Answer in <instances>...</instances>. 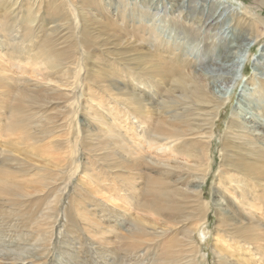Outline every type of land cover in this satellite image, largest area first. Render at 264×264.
Instances as JSON below:
<instances>
[{"label":"bare ground","instance_id":"obj_1","mask_svg":"<svg viewBox=\"0 0 264 264\" xmlns=\"http://www.w3.org/2000/svg\"><path fill=\"white\" fill-rule=\"evenodd\" d=\"M79 2H81L80 6H77L74 0H0L1 25L12 22L15 25L20 9L28 15L25 20L24 38L18 43L20 48H13L16 51L7 54V56L11 59L18 58L26 61L28 64L39 65L44 70L59 69L61 67L60 63L65 60L62 57L64 53L55 49L50 43L51 40L47 39L50 33L47 34L45 40L39 43H35L33 38L36 36V30L40 29L38 20L41 19L43 12L46 10L58 12L61 6L68 5L70 9L66 7V10H68V15L73 16V19L71 18L69 21L71 24L73 20L75 22V29L78 31L76 32L77 39L82 37L87 40L93 25V29L97 27V29H102L99 35L103 34L110 38L108 32H111L113 34V42L111 43L120 48L114 49V52L121 50L124 53L120 60H123L124 63L127 62V66H130L134 72L139 71V68H134V65L137 64L134 63L135 60H139L142 63V65L139 64L143 69L142 75L147 74V77L151 79L146 81L141 80L139 76H134V78L132 77L134 81H125L123 80L124 76H119L115 84H110L102 78L101 84L99 81L100 87L98 86L100 91L97 90L100 97L89 96L92 102L88 104L87 109L89 113H92V116L89 117L92 124L75 125L72 133L75 134V138L73 141H68L69 145L66 152L68 151L69 156L64 158V162L63 159L62 161L57 160L59 155L56 158L54 156V150L61 151V148L57 145L60 141L51 140L53 149L43 151L47 157L41 154L40 149H37L40 146L37 144V135L31 130V127L43 122H36L38 120L35 121L34 113H28L23 105L20 106L22 103L30 104L34 101L47 104L53 97L50 94L43 96V94L38 95L37 92L15 89L16 100H18L16 105L18 107L15 109L14 115L9 117L8 128L12 130L13 135L20 131V128H23V137L18 138L17 143L19 145L29 144L31 151H25L22 145L16 148L15 139L12 141L11 146L15 148L16 152L23 155V158L18 159V163H21L19 169L24 170V172L25 170H31L32 174L29 178H26L28 182L26 186L28 187L24 188L17 181L10 179L13 172L12 168L3 163L1 166L4 170L0 175V198H3L2 196L11 197L6 199V203L12 205V211L16 205L25 208L23 202L27 197L46 191L51 185L58 183L57 172L59 173V179L63 174H69L71 177L69 180L65 179L64 187H60L57 193L55 189H52L54 190L52 191L54 192V198L48 200V206H46L44 212H41L39 216H31L33 218L26 219L29 221L26 226H31L36 222L32 227L34 229L33 233L19 232L17 233L18 237L29 239V237L37 235L45 242V248L48 247L49 242L52 240L51 237H53L54 225L58 221L54 219L57 207L65 197H68L69 184L75 179L74 176L82 174L83 177L89 178V184L87 183L89 186L82 179L78 180L79 185L85 189H82L80 195L83 202L75 206L77 208L76 216L84 224L86 223L90 230L88 232L95 234V238L99 239L100 242H112L106 236L107 233L116 236L118 242L124 241L127 247L122 248L132 254L128 262L124 261L125 264H145L146 260L144 258H151L152 255L154 260L151 264H206L199 261L202 255L201 250L198 248L179 250L177 251L179 253L174 255L173 252H162L155 247L157 241L172 233L179 235L182 231L186 235L178 238L180 247L190 246L194 239H198L197 234L199 237L201 235L208 237L211 221L208 215L212 211L218 218L216 228L218 236L223 240L235 243L234 249H230V245L221 246L219 245L220 240H217L214 249L217 254L216 263L264 264V114H261L260 111L254 112L253 106L255 103H258L259 107L264 104V83L260 85L262 94L259 97L254 95L260 88L259 84L255 83L250 89L245 88V85L241 87L239 92L241 102H239L237 108L231 111L232 114H230L231 116H229L224 128L222 159L217 172V183L213 188V197L207 199L204 194L205 185L208 183L207 180L213 168L214 159L211 146L213 138L216 136L217 121L221 116V109L233 97L230 89L222 90V96H217L214 91L209 89L204 78L216 69L224 72L223 74L226 76L228 75L226 78L229 83L235 81L237 73L244 74L246 63H244L245 60L240 59L241 57L248 59L251 56V48L248 50V54L246 53L247 49L236 52L234 55L232 53L227 55V51V53H224L225 55L223 54L224 56L222 53L225 48L231 49V46L234 45L232 42H236L238 37L246 38V40L255 39L253 31L261 32L260 25L261 23L264 24V15L260 11L252 10L247 6L243 7L245 10L242 9L241 5L234 7L227 0H140V2L132 0V9L140 12V17L150 16L146 21L140 22L139 20L136 21L133 13L128 9L129 5L126 8L127 10L124 11L125 13L129 12V14L131 12L128 19L125 13L117 17L108 14L101 6L102 0H79ZM261 2L264 5V0H261ZM185 6H189V8L184 9ZM197 7L208 15L205 23L202 22L203 24L200 25L201 32L198 31L196 25L194 26V23H190L193 20L190 18V14L192 11L197 12ZM92 9L101 10L102 17L99 19L98 15L96 19L93 18L94 20L90 18L89 12ZM161 9L167 13L166 19L170 11L171 21L169 22V19L168 21L165 20L166 24L163 23V29L159 27L160 30H156L155 27H158L156 23L162 18L160 16ZM183 9L187 13H184ZM225 13H227L226 17H224ZM148 14L149 16H146ZM54 20L56 21V19ZM186 24H189L190 29L185 27ZM225 25L240 27L241 31L231 35L227 34ZM4 26L7 27V25ZM171 26L173 28L179 26L181 33L188 38L189 44L195 46L194 49H191V53L188 52L189 55L182 48L183 46L179 45V42L173 44L166 37L169 30L173 31ZM203 28H208L211 31L212 39L217 40L215 43L219 44L218 51L215 52L214 41L213 47H209V45V48L205 49L204 47L200 48L201 45L199 46L198 43L194 45V42L200 37L194 33V30L202 36L201 33H207ZM48 30H51V28ZM258 33L255 34L256 37L260 35ZM0 36H2L1 30ZM101 42L106 43L105 40H100ZM195 51L199 53L196 56L194 55ZM85 52L88 53V51ZM87 53H85V57H87ZM105 54L102 52L103 56ZM97 57L99 56L97 55ZM257 60L264 71V52L257 56ZM203 64L210 65L208 66L210 70L203 69L201 71ZM59 72L61 78L67 74L61 70ZM86 73L87 70L84 66L78 65L74 69L75 76L66 77L65 84L61 80L50 78L51 73L44 75L46 81L55 84V86H49L51 88H48L54 92H58V89L65 85L72 88L69 89V93L74 95V101L69 103L70 109L69 107L68 109L74 115L77 112L86 110V105L83 106L79 100L83 91L79 97L77 96L79 89H76V93L73 91L77 83L87 86ZM88 74L90 73L88 72ZM134 74L128 73L129 76ZM159 76L169 79L170 84H167L166 80H159ZM72 78L74 81L71 80ZM12 79L13 77L9 75L7 70L0 65V80H3L9 89L15 88L13 87L14 84L18 87L22 85V82H16V84L12 81L10 83ZM90 81L96 82L94 79ZM238 84L237 82L234 87H237ZM93 88L90 86L88 89L92 91ZM178 89L180 93L177 95ZM59 95L63 96L64 93L60 90ZM23 97L27 100L24 101ZM97 99H100V101L94 103L93 101ZM111 112L115 114L114 118H112ZM16 113L19 115L18 118ZM128 129H131L133 135ZM51 133L53 134V131ZM137 138L142 139L143 148H147L148 152L150 151L148 154L145 149L139 146ZM44 142L46 143V141ZM6 145L8 143L4 145V148L7 147ZM153 148L163 150V153H154ZM5 150L8 152L7 148ZM86 151L93 153L92 162L83 161V157L87 155ZM9 155L7 160H9ZM10 165L12 166V164ZM51 165L55 167V175ZM104 168L115 170L114 175L117 177L122 175L123 184L126 185L122 191L127 193L126 197L131 206L138 209L136 214L126 208L125 205H120L119 208L121 207L122 210L119 213L107 214L104 213L105 210H102L103 214L99 218L97 216L98 212L92 209L99 207L94 195L99 193L102 188H107L108 185L106 184L116 180V178L114 180L108 179L112 176L109 171L101 176V172L105 170ZM123 174H127V176ZM22 175L24 176L23 173ZM25 176H27L26 173ZM33 182L39 184L31 186L30 184ZM92 183L96 186H93ZM149 183L153 185L151 188ZM159 185H164V188ZM9 186L11 191L8 188ZM160 197H163V200L167 202L166 206L160 205ZM84 204L85 206H83ZM4 207L0 208V212L7 211ZM141 211H149L150 216L154 219L143 216ZM5 213L17 214V212L9 211ZM105 219L109 222H106ZM192 219L193 222H191ZM157 220H160L161 224H158ZM186 230H188V233H186ZM47 234L51 235L45 237ZM114 242L113 240L112 243ZM10 246L14 247V240L10 241ZM151 251L154 253H150ZM198 253H200V257L197 256ZM12 260L15 261V257ZM30 260L46 264L47 256L41 254V256ZM113 264H115V261H113Z\"/></svg>","mask_w":264,"mask_h":264},{"label":"rangeland","instance_id":"obj_2","mask_svg":"<svg viewBox=\"0 0 264 264\" xmlns=\"http://www.w3.org/2000/svg\"><path fill=\"white\" fill-rule=\"evenodd\" d=\"M76 1H78V2H76ZM137 1L140 2V0H137ZM227 1L229 2V4H232L234 7H237V5H241V7L243 9V7L247 6L248 8H251L252 10L256 9V10L260 11V13L264 15V5L261 2V0H227ZM131 2H132V0H102L101 6L104 8V10H106V12H108V14H110L113 17H117L120 14L125 13L124 11L127 10L126 8L129 5L128 9L133 13V16L136 18V21L139 20L140 22H144L147 19H149L150 13L148 15H146L149 17H146V18L140 17V14H139L140 12H137L135 9H132ZM74 3L77 6H80L81 2H79V0H74ZM66 7L68 9H70V6L65 5V7L61 6V8L58 12L55 10H53V11L52 10H46L47 11V12L45 11L46 13L43 12L42 13L43 15L40 17L41 19L38 20V24H40V29L38 28L39 30L38 29L36 30V36L33 38V39H35L34 40L35 43H39V42L45 40L47 34L50 33V36L51 35L52 36L51 37L47 36V39L49 38L51 40V41L50 40L49 41H50V43H52V45L55 49H58L64 53L62 55V57L65 58V60L62 63H60L61 67L59 69H55L52 71L44 70V68L40 67L39 65L28 64L26 61H22L18 58L11 59V57L7 56V54H9V53L15 52L16 51L15 49L20 48V45L18 43L20 42V40L22 41L24 38L23 36L25 33V24H26L25 20L28 18V15L25 14V12H23L22 9H20L19 15L17 16V22L14 23L16 26L13 25V22L12 23H5L2 25L0 23V30L2 33V36H0V65L7 70V72L9 73L10 76L13 77V79L11 80L10 83H12V81H14L15 83L16 82L17 83L22 82V85H20L19 87L13 83L14 84L13 87H15V88L9 89L6 86V84H4V81L0 80V175H1V172L4 170L1 165H3V163H6L5 165L12 168L11 170L13 171L12 174L10 175V179L12 181H17V183L22 185L24 188L28 187V186H26L28 184L26 178H29L31 176L30 174H32V172H31V170H27V171L25 170V172H24V170L22 171V169H19L21 163H18V159L23 158V155L16 152L15 148H12L11 145L13 143L12 141L15 139L16 140V148H19L22 145V148L25 151L29 152V151H31V147L29 146V144H26V143H23L20 145L17 143V139L23 137V135H22L23 128H20L21 130L17 131L16 134H14V135L11 132L12 130H10L8 128L9 122H10L9 117L14 115V113L16 111L15 109H17V107H18V105H16V102L18 100H16L17 94L15 92V89L16 90L22 89L24 91L26 90V91L37 92L38 95L43 94V96L46 94L47 95L50 94V96L53 97V98L50 97L51 101H48L47 104H44V103L42 104V103H39L37 101H34V102H31L30 104H23L22 103V104H20V106L23 105L26 112L34 113V115L36 117L35 121L38 120L36 122H43V123H38V124L34 125L33 127H31V130L34 133H36V135L38 137V138L36 137V140L38 142L37 144L40 147H37V149H40L42 151L41 154H43V156L47 157L43 151H45L46 149L49 150L50 148L53 147L51 140H54L56 142L60 141L57 145H59V147L61 148V151L58 150L59 152H57L54 150V156L56 158V156L59 155L57 160L62 161V159H63V162H64V158H67L69 156L68 151L66 152V148L69 145L68 141H71V140L73 141L75 138V134H72L74 132L75 125L82 126L83 124H88V123L92 124L89 120V117L92 116V113H89L88 109H87L88 104H91V102H92V100L89 99V96L100 97V93H98V91H100L99 85L101 84L102 78H103V80L107 81L110 84L111 83L115 84L116 80L119 79V76H124L123 80H125V81H134L133 80L134 76H139L141 80H146V81L151 79L150 77H147V74L142 75L141 72L143 69H141V66H140V65H142V63H140L139 60L138 61L135 60V62H134V63H137L134 65V68L135 69L139 68V71L136 70L135 72L131 70L130 66H127V64H126L127 62L124 63L123 60H120V58L124 56V53L121 50L114 52V49H116V48L120 49V48L117 46H114V44L111 43V42H113V34L111 32H108L110 38H108V36L103 35V34L99 35L100 31L102 29H97L98 28L97 25H95L97 28L93 29V27H94V25H93L91 27L92 28L91 31H89L87 40H84L82 37L80 39H77L76 38V35H77L76 32H78V31L75 29L76 28L75 22H73L74 21L73 20L72 24H71V22L69 21V20H71V18L73 19V16L71 17L70 15H68V13H67L68 10H66ZM199 7H200V5H199ZM188 8H189V6L184 7V9H188ZM162 10L163 9L160 10L161 11L160 16L162 18L160 20H158V22L156 23V25L158 26L157 28L155 27L156 30H158L159 27L161 29H163L164 26H162V25H163V23L166 24L164 22L165 20L168 21V19H169V22L171 21L170 16H172V15H171L170 11L168 12V16L166 19L167 13H166V11H164V10L162 11ZM196 10H198V11L197 12L192 11L190 14V18L194 20V21L192 20L190 23H194V26L196 25V28L198 27V31L201 32L200 25L203 24L202 22L205 23L208 15H206V13L203 12L198 7ZM243 10H245V9H243ZM48 12H50V13H48ZM131 12H130V14H129V12L125 13L128 16V19L130 18ZM184 13H187L186 10H184ZM202 13H204V14H202ZM89 14L91 16L90 18H92V19L93 18L96 19V17H98V15H99V17H98L99 19H100V17H102L101 16L102 12L99 9H96V10L92 9L89 12ZM53 16H55L56 18H54ZM226 16H227V13H225L224 17H226ZM51 18H53V19H51ZM184 18H185V16H184ZM54 19H56V21ZM0 21H1V15H0ZM40 21H42V22H40ZM54 21H55V23H54ZM167 24H170V23H167ZM4 25H7V27ZM185 27L190 29L189 24H186ZM225 27L227 28L226 33L227 34L229 33L230 35L235 34V33H240V31H241L240 27H237L238 29L235 26H231V25L230 26L225 25ZM260 27H261V29H260L261 32L258 33V32L253 31V37L255 39L252 38V39L246 40V38L238 37L236 42H232V43H234V45L231 46V49L225 48V51L222 53V55H223L227 51L228 52V53L226 52L227 55L228 54L230 55L231 53H232V55H234L236 52H241L242 50L244 51L246 49H247V51H246V53H247L248 50L251 48V52H250L251 56L248 59H246V58L244 59V57H241V59H240V60H245L244 63H246L243 75H241L240 73H237V77L236 78L234 77L235 81L229 83V81L226 78L228 75L226 76L225 74H223L224 72H221L215 68L216 70H214L213 73L208 74L209 76L207 75L204 78V81L207 83L209 89L214 91V93L217 96H219V97L222 96L221 93L226 89H230V91H232V94H233L232 100L228 101L229 104L227 103L221 109V116H220L219 120L217 121V126L215 128L216 136L213 138V142H212V146H211L212 151H213L212 156L214 159V161L212 163L213 168H212L211 174L208 177V180H207L208 183H207V185H205V192H204L205 198H207V199H212V197H213V191H214L213 188H214V186H216V183H217V177H218L217 172L219 171V167H220L219 163L221 162V159H222L221 150L223 148L222 147L223 146V138L222 137H224V128H225V125L227 124L229 116H231L230 114H232L231 111L234 108H237L239 106V102H241L240 101L241 97L239 95L241 87L243 85H245V88L250 89L253 87V85L255 83L259 84V86L264 83V71L259 64V61L257 60V56L260 53L264 52V24L261 23ZM49 28H51V30H48ZM230 29H231V31H230ZM89 30H90V28H89ZM172 30H173L172 32L170 30L168 31L166 37L169 38L170 42L173 44L179 42V45H181V47L183 46L182 48L185 49L187 54L189 55V53H191L190 52L191 49L192 48L194 49L195 46H192V44H189V41L187 40L188 38L186 37L185 34L183 35L181 33L179 26L176 28L172 27ZM203 30H205L207 33L206 34L201 33L202 36L199 35V33H197V31L194 30V33L196 35L200 36L196 40V42H194V45H197V43H198L199 46L201 45L200 48L204 47V49L209 48V47H213L212 45H213L214 40L211 37V35H212L210 33L211 31L208 28H206V29L203 28ZM50 31H52V32H50ZM103 31H105V30H103ZM219 31H221V30H219ZM233 31H234V33H233ZM71 33H73V34H71ZM226 33H225V35H227ZM248 33H249V31H248ZM257 33L260 35L256 37L255 34H257ZM73 38H75V39H73ZM70 39H71V41H70ZM100 40H105L106 43L101 42L103 44L102 45L100 43ZM216 41H214L215 52L218 51V46H219V44L215 43ZM201 43H203V44H201ZM232 43H230V44H232ZM13 48H15V49H13ZM238 50H240V51H238ZM85 51H88V53ZM110 51H111V53H110ZM102 52L106 53L105 54L106 56L105 55L103 56ZM85 53H87V57H85L86 56ZM195 53H194L195 56L197 54H199L198 51H195ZM97 55L99 57L96 58ZM188 55H187V57H188ZM192 56H193V54H192ZM78 57H80L81 59H79ZM83 59H84V61H83ZM112 63H114V64H112ZM244 63H243V65H244ZM78 65H83L84 68L87 70L86 76L88 78V80H87L88 84L86 86L85 84L83 85V84L77 83L76 88L73 91L76 93V89H79V93L77 94L78 97L81 95V93L83 91L81 99H79V100H80V102H82L83 106L86 105V110H83V112H81V111L77 112V114L74 115L73 112L69 111L70 107L68 106L70 102L74 101V99H73L74 95L69 93V91L72 88H70V86L68 87L65 85V86L60 87L58 89V92H54L53 90L48 89V88H51L49 86H55V84L53 82L46 81L44 79V75L47 73H51L50 78H53L55 80H61V82H63V84H65L66 77H68V76L74 77L75 76L74 69ZM88 66H89V69H88ZM208 66H210V65L203 64L201 66L202 70L201 69H199V70H201V71H203V69L204 70H206V69L210 70L209 69L210 67H208ZM212 67H214V66L212 65ZM198 68H200V67H198ZM72 69H73V71H72ZM128 69H129V71H128ZM59 70L63 71V73H67V74L61 78ZM88 72L90 74H88ZM128 73L129 74L132 73L134 75L129 76ZM239 74H240V77H239ZM232 77H233V75H232ZM158 78H159V80L160 79H162L164 81L166 80L165 82L167 84H170V80L165 79L164 76L163 77L159 76ZM91 79H94L96 82H91L90 81ZM71 80L74 81L73 78ZM262 80H263V82H262ZM99 81H100V84H99ZM237 82L239 84L237 85V87H234V85ZM227 83H229V84H227ZM90 86H91V88L94 87L92 89V91H89V89H88ZM232 87L235 89L234 92H233ZM261 88L262 87L260 86L259 90L255 92V94H254L255 96H258V97L261 96V94H262ZM48 90H49V92H48ZM60 90L62 93H64L63 96L59 95ZM179 93L180 92L178 89L177 95ZM161 94H163V93H161ZM22 99L24 101L27 100L25 97H23ZM100 99H97L96 101H93V102L96 103L97 101H100ZM253 106H254V112L260 111L261 114L262 113L264 114V104L262 107H259L258 103H255ZM68 107H69V109H68ZM89 110L92 111L91 109H89ZM205 110H208V109H205ZM244 112H245V108H244ZM16 114H17V118H18L19 115H18V113H16ZM111 114H112V112H111ZM111 116H112V118H114L115 114H112ZM54 121H55V123H54ZM63 121H64V123H63ZM78 121H79V123H78ZM81 122H82V124H81ZM38 126H40V127H38ZM70 127H71V129H70ZM52 128L57 133H54L55 131ZM50 129H52V130H50ZM41 130H43V131H41ZM50 131L51 132L53 131V134ZM128 131L131 133V135H133V132L131 131V129H128ZM48 132H50L51 134ZM9 136H11V137H9ZM4 141H5V144L8 143V145H6L8 152L5 150L6 148H4V145H5ZM42 141H43V143H42ZM44 141H46V143ZM137 142H138L139 146L143 148L142 139L137 138ZM62 146H64V147H62ZM143 149H145V148H143ZM145 152L148 154L150 151L148 152V149L146 148ZM153 152L162 154L163 150L153 148ZM85 153L87 155H85L83 157V159H84L83 161L92 162V158H94L93 153H91V151H86ZM4 154H5V156H4ZM98 154H100V153H98ZM8 155H9V160H7ZM12 155H14V156H12ZM32 158H35V157H32ZM38 161H39V159H38ZM9 163L12 164L13 167ZM15 167H18V168H15ZM51 167H53L52 170H53V173L55 175L56 174L55 167L52 165H51ZM67 168L70 169L69 166H67ZM104 169L105 170L103 172H101V176L104 173H107L109 171L110 174H112V176L108 179L114 180L116 178V180L110 184H106V185H108L107 188H104V189L102 188L101 190H99V193H96L94 195V199L97 200L96 202L98 203L99 207L92 208V209L98 212L97 216L99 218L103 214L102 210H105L104 213H107V214H112V213H117V212L119 213L122 210L121 207L119 208L120 205H125L126 208H129L131 210V212L136 214L138 209H135L134 206H131L130 201H128V199L126 197L127 193H123V191H122V189H125V187H126V185L123 184L122 175L117 177L114 175L115 170L113 171L110 168H108V169L104 168ZM22 173L24 174V176L26 173V175L28 177L27 176L24 177L22 175ZM123 175L127 176V174H123ZM56 176L58 177V183H55L54 185H56V184L57 185L56 186L51 185L50 188L46 189V191H43L40 193L38 192L37 194H34L33 196L27 197L25 199V202H23L25 208H23V207L20 208V205H16L13 207L14 209L12 211V207H11L12 205L6 203V201H7L6 199H9L11 197L2 196L3 198H0V208H3L5 206L4 209H6L7 211L13 212V213L17 212L16 215H10L8 213H5L7 211L0 212V242H1L0 243V264H41L39 261L35 260L33 262L32 260H30L31 258L41 256V254H44L47 256V263L46 264H113V261H115V264H125L124 261L128 262L129 257L132 254L129 253L125 248H122V247H127L126 244L124 243V241L118 242L116 239V236H113L112 234L107 233L106 236H108V238H110L112 240V242H113V240L115 242L114 243H112V242L108 243L107 241L100 242L99 239L95 238V236H94L95 234L88 232L90 230L88 229V226H86V223L84 224V222L82 220H79V218L76 216L77 215V208L75 206H77L78 204L83 202V201H81L80 195H81L82 189H85L83 186L79 185L78 180L82 179V181L85 182L86 185L89 184L88 183L89 178L83 177L82 174H78L77 176L76 175L74 176L75 179H73V181H71L69 184L70 189H69L68 197H65L61 201V204L59 205V207H57V213H56V217L54 219L58 220V221L54 225L55 228L53 230L54 231L53 237H51L52 240H51V242H49L48 247L45 248V246H46L45 242L43 240H41L40 238H38L37 235H34L33 237H29V239H22V238L18 237L17 233H19V232H32L33 233L34 229H32V227H34L36 222L31 226H26L27 222H29L26 219H31L34 216H39V214H41V212H44V210L46 209V206H48V202L50 201V199L54 198V192H52L54 190H52V189H55V191L57 193L58 189L60 187H62V188L64 187L65 179L69 180L71 178L69 174H67V175L63 174L61 179H59V173L58 172H57ZM91 182H93V181L91 180ZM37 184H39V183L33 182L30 185L33 186V185H37ZM149 184H150L149 187L151 188L153 185H152V183H149ZM92 185L96 186L94 183H92ZM147 186H148V184H147ZM159 186H162L164 188V185H159ZM8 188L11 191V187L9 186ZM34 191H36V189H34ZM69 196H70V198H69ZM67 198H69V199L67 200ZM144 198H145V196H144ZM165 198H167V197H165ZM167 199H169V198H167ZM159 201H160L159 202L160 205L166 206L167 202H165V200H163V197H160ZM85 204H86V202H85ZM85 204L83 206H85ZM145 210L150 211L151 209H145ZM149 211H144V212L141 211V214L145 217L154 219L153 217L150 216L151 213ZM31 216H33V217H31ZM208 217L211 220L210 226H209L210 235L208 237H205L202 235L199 237V235L197 234L198 239H194V242L191 243L190 246H187V247L181 246L180 247V242L178 241V238H181L184 235H186L185 232L182 231L179 235H177L176 233H172L171 235H168L166 238L157 241V246L155 248L158 249L159 251H162V252H166V251L167 252H173L174 255L178 254L179 252H177V251H179V250H190L193 248H195V249L198 248L201 250V255H202L201 258L199 259V261L205 262L206 264H217L216 263L217 262L216 261L217 260L216 259L217 254L214 251L215 243H217V240H220L219 245H221V246L230 245L231 246L230 249H234L235 243H231V242H228L226 240H223L221 237L218 236L217 230H216L218 218H217V216L214 215L213 211L210 212ZM170 219H172V218H170ZM25 221H26V223H25ZM72 221L74 223H76V222L77 223L74 224ZM105 221L109 222V220H107V219H105ZM191 222H193V219L191 220ZM157 223L161 224V221L157 220ZM17 225H18V227H17ZM21 230H23V231H21ZM186 233H188V230H186ZM50 235L51 234H47V235H45V237L50 236ZM13 240H14V247H11L10 241H13ZM15 240H16V242H15ZM13 249H14V252H13ZM150 253L153 254L154 252L151 251ZM152 256H151V258H146V257L144 258L146 260L145 264L146 263L151 264L152 260H154V257H152ZM197 256L200 257V253H198ZM14 257H15V261L12 260ZM134 261L135 260L133 259V262Z\"/></svg>","mask_w":264,"mask_h":264}]
</instances>
